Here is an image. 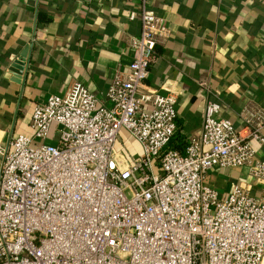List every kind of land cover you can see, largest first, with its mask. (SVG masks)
<instances>
[{
  "label": "built area",
  "instance_id": "obj_1",
  "mask_svg": "<svg viewBox=\"0 0 264 264\" xmlns=\"http://www.w3.org/2000/svg\"><path fill=\"white\" fill-rule=\"evenodd\" d=\"M128 18L131 59L102 100L83 85L48 94L32 134L0 143V264H264V104L236 127L207 99L198 133L169 147L176 95L145 84L169 29L145 0ZM51 123L55 141L35 143ZM120 130L136 157L116 151ZM239 166L256 192L234 183L218 198L206 174Z\"/></svg>",
  "mask_w": 264,
  "mask_h": 264
},
{
  "label": "crops",
  "instance_id": "obj_2",
  "mask_svg": "<svg viewBox=\"0 0 264 264\" xmlns=\"http://www.w3.org/2000/svg\"><path fill=\"white\" fill-rule=\"evenodd\" d=\"M145 2L169 29V36L155 44L145 84L176 95L177 147L198 133L207 99L219 103L220 117L240 127L245 110L264 104V0ZM138 5L139 0H0L2 145L18 134H32L31 109L48 94L83 85L102 100L112 76L126 71L131 59L128 41L139 20L128 15ZM26 46L15 81L9 67ZM52 124L48 136L35 143L55 141ZM117 147L129 158L139 153L124 130ZM255 157L264 160V143L255 146ZM206 175L219 196L234 183L256 192L244 166L213 168Z\"/></svg>",
  "mask_w": 264,
  "mask_h": 264
},
{
  "label": "water",
  "instance_id": "obj_3",
  "mask_svg": "<svg viewBox=\"0 0 264 264\" xmlns=\"http://www.w3.org/2000/svg\"><path fill=\"white\" fill-rule=\"evenodd\" d=\"M27 46L23 48V50L19 53L18 57L11 63L9 69L13 72V79L17 81L20 73H21V66L24 62V58L27 52Z\"/></svg>",
  "mask_w": 264,
  "mask_h": 264
},
{
  "label": "trees",
  "instance_id": "obj_4",
  "mask_svg": "<svg viewBox=\"0 0 264 264\" xmlns=\"http://www.w3.org/2000/svg\"><path fill=\"white\" fill-rule=\"evenodd\" d=\"M175 131H176V130H175ZM174 136H175V137H174ZM174 136H173V138L171 137L170 140H169V142H168L169 147L174 148V149H177V150H179V151H182V148H181V147H177V145H176L178 142H175V139H177L179 136H178V135H174ZM180 143H181V142H180ZM180 143H179V144H180ZM184 144H185V142H184ZM184 144H183V146H184ZM183 146H182V147H183Z\"/></svg>",
  "mask_w": 264,
  "mask_h": 264
},
{
  "label": "rangeland",
  "instance_id": "obj_5",
  "mask_svg": "<svg viewBox=\"0 0 264 264\" xmlns=\"http://www.w3.org/2000/svg\"><path fill=\"white\" fill-rule=\"evenodd\" d=\"M51 125H53V124L51 123ZM51 127H52V126H51ZM55 133H56V134H54V135L56 136V135H57V132L55 131ZM118 145H121V142H120V144H118ZM116 151H117L118 153H121V154L123 153V150H122L121 148H119V147L116 148ZM206 176H207V175H206ZM206 176H205V177H206ZM205 182H206V181H205ZM221 197H223V196H219V195H218V198H221Z\"/></svg>",
  "mask_w": 264,
  "mask_h": 264
}]
</instances>
